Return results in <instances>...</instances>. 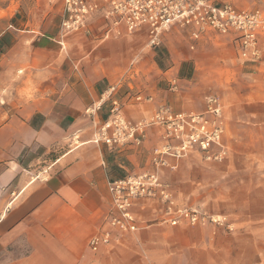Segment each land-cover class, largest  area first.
<instances>
[{"label": "crops", "instance_id": "1", "mask_svg": "<svg viewBox=\"0 0 264 264\" xmlns=\"http://www.w3.org/2000/svg\"><path fill=\"white\" fill-rule=\"evenodd\" d=\"M236 7L264 15V0ZM10 9L0 6V264H264V209L257 233L229 234L212 224L171 225L165 204L139 198L136 231L89 247L108 228L110 182L150 167L152 149L166 142L155 125L140 146L103 142L112 86L129 122L160 106L199 112L207 95L217 97L225 164L240 157L247 178L256 172L264 181V30L254 57L211 31L190 49L187 30L176 26L151 48L145 28L109 30L100 13L63 32L62 0H19ZM167 160L176 168L160 176L174 207L203 210L195 183L207 160L197 151Z\"/></svg>", "mask_w": 264, "mask_h": 264}, {"label": "built area", "instance_id": "2", "mask_svg": "<svg viewBox=\"0 0 264 264\" xmlns=\"http://www.w3.org/2000/svg\"><path fill=\"white\" fill-rule=\"evenodd\" d=\"M64 16L63 32L78 31L86 27L90 17L100 13L110 20L109 30L124 27L127 32L146 29L147 44L157 47L163 34L173 26L186 29L190 49L202 34L211 31L231 35L242 53L251 51L258 56L257 38L264 30V15L260 9H237L230 3H214L212 0H62ZM108 30V31H109ZM110 87L109 117L99 129V136L110 146H140L146 129L152 125L162 129L164 144L154 147L150 167L110 182V207L107 213V230L91 237L89 247L97 251L101 245H109L117 239L113 232H134L138 222L132 213L136 199H152L165 204V219L171 225L212 224L231 229L226 215L208 213L192 206L174 207L169 183L160 176L163 168L174 170L175 161L192 151L202 154L207 161H221L227 156L223 142L225 122L222 107L213 95L205 97L202 111H174L167 106L158 107L148 118L129 122L123 113V103L112 96ZM141 100L140 96L136 97Z\"/></svg>", "mask_w": 264, "mask_h": 264}, {"label": "rangeland", "instance_id": "3", "mask_svg": "<svg viewBox=\"0 0 264 264\" xmlns=\"http://www.w3.org/2000/svg\"><path fill=\"white\" fill-rule=\"evenodd\" d=\"M18 1L0 0V6L9 2L11 3L10 10H13ZM212 1L218 4L227 3ZM230 1L240 8L263 2V0ZM236 6L234 7L237 8ZM225 161V158L221 161H202L204 163L203 170L197 175L198 181L195 183L201 187L199 195L202 203L200 206L208 213L227 216L231 229H223L224 232L235 233L239 228L248 230L250 235L257 233V222L259 216L261 218L262 209H264V181L259 179L256 172L251 173L247 178V174L241 171L242 160L240 157L234 158L232 167L227 166ZM189 176L192 177V175ZM236 223L242 225L238 227Z\"/></svg>", "mask_w": 264, "mask_h": 264}]
</instances>
